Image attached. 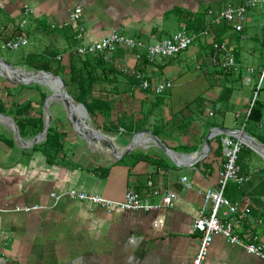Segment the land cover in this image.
<instances>
[{
    "label": "crops",
    "instance_id": "1",
    "mask_svg": "<svg viewBox=\"0 0 264 264\" xmlns=\"http://www.w3.org/2000/svg\"><path fill=\"white\" fill-rule=\"evenodd\" d=\"M243 1L0 0V29L6 28L5 37L16 34V24L29 8L24 28L29 44L23 49L33 54L58 52L67 64L74 50L69 17L77 6L83 8L86 43L112 31L149 43L184 29L188 18L198 21L205 15V24H213V15ZM210 28L211 36L227 44L238 64L227 77L219 72L225 54L212 55L211 44L201 39L180 55L152 66L137 64L131 54L125 55V62L127 58L129 65L138 66L147 80L173 85L155 95L137 84L125 81L122 87L115 81L118 85L113 88L125 91L116 96L110 119L98 116L101 131L119 146H127L139 132L134 151L119 161L96 149L88 152V144L82 140V146L73 135L64 138V150L52 158L43 150L47 138L25 146L13 125L0 115V264H187L196 256L200 234L193 224L207 190L219 187L224 139L232 130H243L264 145V111L260 122L247 124L264 69V7L247 12L241 31L224 20ZM123 58L115 59L118 70ZM40 93L36 87H4L0 114L17 123L23 118L17 115L20 107L30 102L29 116H39ZM257 99L264 104V81ZM144 129L152 130L170 154L148 134H141ZM38 134L21 137L32 142ZM240 165L252 175L251 181L241 188L229 184L224 196L249 208L250 221L238 225L237 232L253 235L264 244V158L246 144ZM74 189L115 201H123L133 190L160 206L110 212L65 195ZM156 190L159 195H154ZM168 191L177 198L172 206H163L162 195ZM53 193L60 198L56 200ZM204 264H264V259L217 234Z\"/></svg>",
    "mask_w": 264,
    "mask_h": 264
},
{
    "label": "built area",
    "instance_id": "2",
    "mask_svg": "<svg viewBox=\"0 0 264 264\" xmlns=\"http://www.w3.org/2000/svg\"><path fill=\"white\" fill-rule=\"evenodd\" d=\"M261 7H264V0H244L239 6L228 5L220 13L213 15V12L210 11L209 15H213V24H219L222 20H225L227 25L232 26L237 31H241L246 20L247 12L250 9ZM82 12L83 8L77 6L72 10L69 17L70 24L74 26L73 37L76 41V47L73 51L81 57L93 56L95 58H103L114 64L118 55V57H124L120 67L121 72L136 78V80L139 81L137 86L140 89L151 90L155 95H162L167 89L171 88L173 84L171 82L157 84L147 80L139 71L138 66L129 65L127 58L125 62V55L131 54L135 58L137 64H141V61L145 57L148 61L147 66H152L156 65L164 58L169 59L178 56L189 49L195 40L201 39L204 42H209L217 52L225 54V59L221 64L222 68L238 69V64L235 62V59L227 51V44L225 42L216 41L215 38L211 36L212 33L206 30L200 35H195L189 34L184 28L170 37L149 43L137 37L112 31L99 41L86 43L84 41L86 30L81 23ZM30 14L31 11L29 8L23 11L18 25L20 32L11 36L4 43V46L9 50H21L29 44L24 28L28 23ZM3 29L4 28L0 29V33ZM58 59L62 60V55H59ZM263 81L264 69L260 75L259 84L253 97V103L257 99ZM223 143L225 163L219 176V187L216 189H208L205 193V203L193 224L194 230L200 234L199 249L196 256L187 264H204L213 238L217 234L223 235L230 244L241 246L248 253L264 259V244L258 242L257 237L253 235L247 234L241 236L236 229L238 225L250 221L249 208L244 206L241 201L230 202L224 196L229 184L234 183L241 188L252 179V175L243 172L239 164V156L246 142L239 136H229L224 139ZM185 179L186 178L183 180ZM159 194V191H154V195ZM65 195L72 199L101 206L110 212L115 210H153L160 206L149 203L147 200H144L141 194L133 190H129L126 193L123 201L109 200L101 195L88 194L75 189L65 192ZM52 196L58 200L61 195L53 193ZM176 198V193L168 191L162 195L161 204L163 206H172ZM26 209L30 210L31 208ZM26 209L24 208V210Z\"/></svg>",
    "mask_w": 264,
    "mask_h": 264
},
{
    "label": "trees",
    "instance_id": "3",
    "mask_svg": "<svg viewBox=\"0 0 264 264\" xmlns=\"http://www.w3.org/2000/svg\"><path fill=\"white\" fill-rule=\"evenodd\" d=\"M204 18L205 15L201 16L198 21L188 18V21L185 23V30L189 34L195 35H200L205 30L210 31L211 33L212 30L210 27L213 26V24H205ZM6 31L7 30L4 27L3 31L0 33V46L4 45V43L9 39V37H5ZM15 31H17V33L20 32L19 26H16ZM71 36L70 42L73 44L71 49H75L76 46L74 44L76 41L73 37L74 34ZM211 49H213L212 55L213 52H216L217 54L219 53L212 46ZM19 51L22 52L19 63L14 65H23L29 70H44L61 76L67 84L69 94L77 102L84 104L90 117L102 116L104 119H110L111 113L114 109L116 96L121 95V92L125 91L124 89L119 91L117 88H113V86L117 87L118 85V83H115V81L122 83V87L125 86V81L130 84H139V81H137L136 78L123 74L120 70H118V68H116L114 63H111L103 58H95L93 56L81 57L73 51L70 54L69 63L65 64L63 60L58 59V56L60 55L58 52L50 54L45 52L33 54L23 49ZM141 64L147 66L148 61L145 59V57L141 61ZM227 69L228 68L221 67L219 70L220 74L225 77L230 75L232 69ZM110 75L115 77H111ZM18 87L34 88L40 86L33 84L20 85ZM40 92L39 104L40 107H42L47 94L42 91ZM31 105L32 103L29 102L25 107H20L17 114L22 115L23 117L20 120H16L18 126L21 129V134L23 137L27 134L36 135L41 132L44 127L42 111H40L39 116H35V114L34 116H29L30 111H32ZM263 111L264 104L260 100L256 99L248 111L247 124H255L260 122L263 117ZM107 129L113 131L112 128ZM66 136L67 132L59 131L58 127L54 126L52 123L48 131L47 140L44 143V152L52 158L56 157V154L59 150H64V138ZM243 159L244 149L240 153L239 164L242 163ZM104 175L105 174H103L102 177Z\"/></svg>",
    "mask_w": 264,
    "mask_h": 264
},
{
    "label": "water",
    "instance_id": "4",
    "mask_svg": "<svg viewBox=\"0 0 264 264\" xmlns=\"http://www.w3.org/2000/svg\"><path fill=\"white\" fill-rule=\"evenodd\" d=\"M0 62L6 65L10 73L13 74L14 76L13 78L15 80L13 81L11 78L10 79L14 85H32L35 83H44L45 80L52 79L54 82L58 84V90L60 91V93L58 94L54 93L51 95V97L50 96L46 97L44 101V108H45L44 127L42 131L37 136H35L32 142H26L22 139L20 134V128L18 127V124L15 122V120H13L8 115L0 114L4 118H6L11 125H13L15 129L16 137L21 143H23V145L25 144V146H30V145L33 146L41 142V140L43 141L47 138L48 131L51 126L52 118H53L50 107V103H51L50 98H57L62 103L64 109L66 110V113L69 117L71 124L73 125L76 134L80 139L85 141L89 147H91L92 149H96L102 153H105L109 158H111L114 161H119L122 158L130 155L134 151L135 147L137 146V137L139 132L133 137L132 141L127 146H119L116 143V140L112 136L102 132L101 130L97 129L95 126H93L90 123L91 118L88 113V110L86 109L84 104L77 102L69 94L67 84L61 76L55 75L51 72H47L44 70H35V72H33L31 70H27L24 67L15 66L1 57H0ZM5 69L6 68H1L0 72H4ZM20 73L23 75L21 76ZM72 102L77 103L78 107L80 108L81 110L80 117H77V114L73 111ZM140 133L148 134L152 142H154L159 148L164 150L166 153L170 154V149L154 132H152V130L144 129L141 130ZM210 135H208L206 138L207 152H209L211 149L210 138H209ZM230 136L241 137L246 142V144L250 145L264 158V145L261 144L252 136H250L247 132L243 130H232ZM203 156L204 154L202 153L198 157L201 158Z\"/></svg>",
    "mask_w": 264,
    "mask_h": 264
},
{
    "label": "rangeland",
    "instance_id": "5",
    "mask_svg": "<svg viewBox=\"0 0 264 264\" xmlns=\"http://www.w3.org/2000/svg\"><path fill=\"white\" fill-rule=\"evenodd\" d=\"M20 21V20H19ZM20 22H18L16 25H19ZM1 35V34H0ZM26 47V46H25ZM27 48V47H26ZM25 50V49H23ZM22 52H20L19 50H9L8 48H6L4 45L0 46V56L1 58L5 59L7 62L11 63V64H18L20 57H21ZM20 67H24L23 65H19ZM29 70V69H27ZM1 71V69H0ZM33 72H35V70H31ZM9 77V75L6 72H0V90L3 89L4 87H16V86H20V85H14L11 81V79L14 81V78ZM36 85L40 86V87H36L39 91L45 92L47 94V96L51 97L52 94L55 93V90L50 87L46 82L44 83H35ZM33 85V84H32ZM41 89V90H40ZM34 93H37L35 90L33 91ZM51 103H50V107H51V113L53 115L52 118V123L54 126L59 127L60 129H62L63 131L67 132V135L70 137V135H73L76 137V139L78 141H80L82 146H85L82 139H80L78 137V135L76 134V132L74 131L73 125L71 124L69 117L66 113V110L64 109L62 103L57 99V98H50ZM40 110L42 111V114L44 116V111L45 108L42 107L40 108ZM90 123L95 126L97 129L101 130V119L97 116V117H90ZM51 123V124H52ZM87 146V145H86ZM87 151L90 152L92 150L91 147L87 146L86 147Z\"/></svg>",
    "mask_w": 264,
    "mask_h": 264
},
{
    "label": "bare ground",
    "instance_id": "6",
    "mask_svg": "<svg viewBox=\"0 0 264 264\" xmlns=\"http://www.w3.org/2000/svg\"><path fill=\"white\" fill-rule=\"evenodd\" d=\"M1 68H6V69L4 70V72H6V73L9 75V77H11V78L14 77L13 74L10 73L9 69L7 68V66L0 62V69H1ZM20 75L22 76L23 74L20 73ZM42 75H44V74H42ZM25 77H26V76H25ZM45 82H46L50 87H52L53 89L56 90V91H55L56 94L60 93V91L58 90V84H57L56 82H54L52 79L45 80ZM72 106H73V111L77 114V117H80V116H81V115H80V114H81V113H80L81 110H80V108L78 107L77 103L72 102ZM104 154H105V153H104Z\"/></svg>",
    "mask_w": 264,
    "mask_h": 264
}]
</instances>
